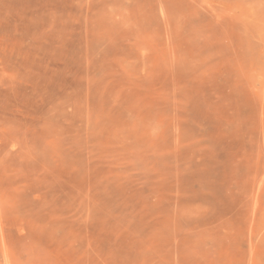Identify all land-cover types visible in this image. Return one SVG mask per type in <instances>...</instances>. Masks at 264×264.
<instances>
[{"label":"rangeland","instance_id":"rangeland-1","mask_svg":"<svg viewBox=\"0 0 264 264\" xmlns=\"http://www.w3.org/2000/svg\"><path fill=\"white\" fill-rule=\"evenodd\" d=\"M0 264H264V0H0Z\"/></svg>","mask_w":264,"mask_h":264}]
</instances>
